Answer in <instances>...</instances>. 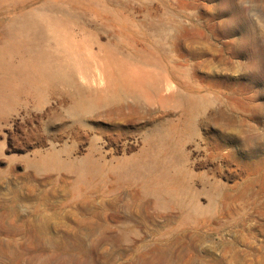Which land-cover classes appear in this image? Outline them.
I'll list each match as a JSON object with an SVG mask.
<instances>
[{
  "label": "rangeland",
  "instance_id": "rangeland-1",
  "mask_svg": "<svg viewBox=\"0 0 264 264\" xmlns=\"http://www.w3.org/2000/svg\"><path fill=\"white\" fill-rule=\"evenodd\" d=\"M12 23L52 75L0 103V264H264V0H0V46Z\"/></svg>",
  "mask_w": 264,
  "mask_h": 264
},
{
  "label": "bare ground",
  "instance_id": "bare-ground-1",
  "mask_svg": "<svg viewBox=\"0 0 264 264\" xmlns=\"http://www.w3.org/2000/svg\"><path fill=\"white\" fill-rule=\"evenodd\" d=\"M21 21L25 22L24 20ZM18 27H20V25H18ZM11 28L12 34L8 35L7 39L4 40L3 44L0 46V103L2 101L3 103H8L11 99L16 97L18 87L22 80L23 82H31L34 78H45L52 75V70L45 61V52L32 51V47L28 41L29 32L24 29H19V37H16L13 33L15 28L14 23H12ZM14 57H17V61L14 60ZM178 100L186 104L191 110L196 106L190 96H180ZM170 141L171 138L169 139V137H167L163 142V147H165L162 150L163 152L170 144ZM156 156L158 157V155ZM156 156L153 155L152 157L154 158ZM49 160H52L50 156H44L43 158L36 160L37 162H34L33 164L36 167H44L48 165V162H50ZM156 177L160 182L158 190L160 191L162 188L166 189L163 186L165 184L164 182L167 181L166 179H168L167 173L161 172L160 175ZM169 191L170 192L168 193L172 195L173 192L171 190ZM84 193V189L79 185L75 186L71 191L73 196L82 195Z\"/></svg>",
  "mask_w": 264,
  "mask_h": 264
}]
</instances>
